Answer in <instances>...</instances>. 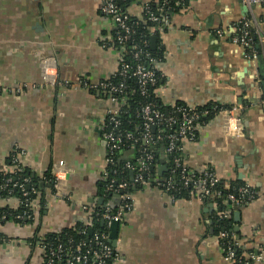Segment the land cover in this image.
I'll list each match as a JSON object with an SVG mask.
<instances>
[{
	"label": "crops",
	"instance_id": "crops-1",
	"mask_svg": "<svg viewBox=\"0 0 264 264\" xmlns=\"http://www.w3.org/2000/svg\"><path fill=\"white\" fill-rule=\"evenodd\" d=\"M151 1L137 0L126 13L142 18L143 5ZM189 3L159 37L165 48L163 100L240 107V134L228 135L221 118L210 119L195 141L185 142L184 161L214 168L228 190L252 187L256 199L232 225L244 250L262 254L264 5ZM102 8L103 0H0V173L18 150L23 166L39 177L63 162L70 181L66 197L55 196L45 185V203H38L33 223L11 219L0 224V234L8 240L0 243V264H43V252L33 243L37 226L43 234L69 228L87 217L83 206L102 202L107 155L102 123L106 111L118 105L98 92L79 86L62 91L43 79L45 68L50 78L73 83L113 78L118 53L105 40L115 27ZM243 17L251 20L253 59L233 42ZM134 203L119 224L114 246L119 257L111 264H226L213 222L223 210L236 211L228 200H174L158 188L142 187L135 189ZM18 206L16 198L0 199V207Z\"/></svg>",
	"mask_w": 264,
	"mask_h": 264
},
{
	"label": "built area",
	"instance_id": "built-area-1",
	"mask_svg": "<svg viewBox=\"0 0 264 264\" xmlns=\"http://www.w3.org/2000/svg\"><path fill=\"white\" fill-rule=\"evenodd\" d=\"M187 1L156 0V2L161 3L159 6L160 14L150 13L148 17V21L157 24L152 28V34H162L170 28L172 20L165 12H169L174 8H178L180 11L184 10L186 7L183 6ZM118 2L119 0H103L102 8L104 15L111 20L115 27L113 36L105 40V45L113 46L118 53L119 66L113 76V78L119 79L118 83H115L113 78L98 83H91L86 80L73 83L70 80L50 78L46 68L44 69L43 79L46 83L55 85L62 91L66 88L79 86L92 92H98L116 103L118 107L106 111L101 133L107 150L102 173L104 180L103 192L104 195H111L114 201L102 206V212L96 203L83 206V211L87 217L85 220L80 221L81 226L77 228L76 225L79 222H76L69 228H65L73 229L76 233L75 236H63L65 229L51 232V234L57 235L54 240H48L43 235L39 236L36 245L43 252V264H111L116 260L119 256L112 244L110 228L113 223L120 224L125 216L134 210L135 203L134 192H131L132 188L154 187L169 195L177 188H185L189 190L191 198L198 201H205L219 195L220 192H217L216 187L221 183V180L214 168L208 166L199 168L186 164L184 161V144L198 138L201 127L205 123V121H201V118L205 119L209 116L221 118L223 120V130L228 135H238L242 132V120L238 114L240 107L237 105L224 107L216 101H211L214 103L209 108L198 110V106L184 102L174 104L164 102L161 90L165 85L166 76L161 70L160 64L165 59V54L163 60H158L145 48L135 43L131 44L130 47L126 46L133 32V27L129 24L128 14L120 8ZM243 2L249 7L264 5V0H243ZM143 11H149L148 4L143 5ZM250 27L251 20L243 17L238 22L233 42L245 49V56L248 59H253L256 57V53L252 46L253 40ZM129 59L131 60L129 61ZM129 79L135 80L141 95L148 96V89L152 87L153 93L163 102V105L172 107L163 110L154 99L149 100L140 109L141 128L134 129V132L123 129L119 119L123 108L128 106L130 95L134 93L132 87L126 83ZM158 81H162V83L156 88ZM159 143L163 144L161 148H157ZM123 148L136 149L138 157L136 162L124 160V164L119 167L118 162L123 159L119 158L118 155ZM19 153L16 150L13 156L11 155L13 162L20 161ZM158 155L160 160L164 161L163 163L160 160L159 163H155ZM163 165L166 166V170L160 173ZM64 168L63 162H60L52 168L50 181H47L45 176H38L36 180L40 184H46V182L51 184L55 196L66 197L70 181L66 174L68 170ZM9 169L10 166L8 165L4 172L9 171ZM10 180L11 178L7 180V183ZM24 182L29 184L28 179H25ZM14 186L16 187L17 184ZM7 187V184H1L0 191H4ZM19 187L22 189L23 195L28 197L29 192L26 191L24 184H20ZM33 191L35 190L33 189ZM256 195L250 185H242L234 188L233 193H230L226 200L236 209H242L253 202ZM171 198L174 199L172 196ZM116 200L117 202H115ZM38 203V199H26V209L21 214L14 215V220L31 219L32 222L29 223H33L39 209ZM232 213V210H224L214 220L219 222L229 219ZM97 220L102 221L105 226L103 229L95 228ZM227 236L225 232L216 236L217 243L224 252L226 264H258L264 261L263 252L262 254L249 255L244 260H238L234 252V246L237 244L232 241L228 244L222 242Z\"/></svg>",
	"mask_w": 264,
	"mask_h": 264
},
{
	"label": "trees",
	"instance_id": "trees-1",
	"mask_svg": "<svg viewBox=\"0 0 264 264\" xmlns=\"http://www.w3.org/2000/svg\"><path fill=\"white\" fill-rule=\"evenodd\" d=\"M137 0H119L118 4L120 6V8H122L125 12L127 9L128 5H131L133 3H135ZM160 2H156V0H152L150 3H148L149 6V11H143L142 12V18H135V17H130L129 15V24L132 25L133 27V32L130 36L129 41L127 42L126 46L130 47L131 44L135 43L143 48H145L148 52H150L152 54V56L158 60H163L164 58V54H165V48L163 45H161L159 37L161 34L159 33H154L152 34V28H154L157 24L155 22H150L148 21V17L150 15V13H154L156 15L160 14V10H159V6H160ZM173 4V2H172ZM189 0L186 2V4L183 7H187L189 6ZM173 7V6H172ZM180 12V9L178 8H174L173 10L169 11V12H165L166 15L170 16V19L172 20L173 17ZM251 32H252V25L250 27ZM168 30V29H166ZM152 37H157V45L155 49H152ZM253 40V38H252ZM252 46L253 49L255 50V42L252 41ZM117 47V46H116ZM129 58V57H128ZM131 59H129L130 61ZM113 81L115 83L119 82V79L113 78ZM126 83L132 87V89L134 90V93L130 95V98L128 100V106L123 108V112L120 116V121L122 123V128L125 129L128 132H134V129H138L141 128V123H142V119L139 116L140 113V109L141 107L146 104L149 100L154 99L163 110H166V108L171 109V106H164L163 102H161L159 100V98H157L155 96V94L153 93V88L149 87L148 92L149 95L148 96H143L139 93L138 91V86L135 83V80L133 79H129L126 81ZM162 83V81H158L156 88L158 86H160ZM157 98V99H155ZM183 103V102H181ZM214 103V102H209L207 105L205 106H198V110H203L206 108H209V106ZM227 107V106H224ZM230 107V106H229ZM213 119V116H209L205 119L201 118V121H205L207 122L208 120ZM163 146L162 143L157 144V148H161ZM14 152L11 154L13 156ZM16 154V153H15ZM9 156L7 163L10 166L9 171H2L0 173V185L1 184H7L8 187L4 190V191H0V195H1V199L2 200H7L11 197L16 198L19 202V206L16 209H12L10 207H0V224L5 223L8 220H11L13 218L14 215H18L21 214L25 209H26V199L29 200H36L39 199V203L42 206L45 203V189H41L40 188V182L36 180V178H38V176L34 173H32V171H30L27 167L23 166V164L20 161H16L13 162L12 156ZM118 157L121 159H123L122 161L120 160V162H118V166L121 167L124 164V160H131L133 162H136V159L138 157V153L136 149H129V148H123L121 152H119ZM119 160V159H117ZM160 160V156H156V160L155 163H159ZM20 169H22V171H20ZM164 175L166 176V174L164 173ZM128 176H129V172H128ZM46 180L50 181L51 179V174L46 173L45 174ZM11 178L10 182L7 183V180ZM25 179L29 180V184H26L24 181ZM17 184V186L15 187L14 185ZM20 184H24V187L26 189L27 192H29L28 197H25L23 195V191L22 189L19 187ZM52 194H54V189L52 187L51 184H49L48 182H46V184ZM242 186V185H241ZM239 187V186H234L231 189H226L222 183H220L217 187L216 190L217 192H220L219 195L213 197V198H209L207 200H205V202L211 201V200H216L220 203H222V201L227 199V196L230 193H233V189ZM33 189L36 191H33ZM104 189V180L103 183L101 185V189H100V195L102 198V205H99L100 203H96L97 206H99V208H101V212H102V206L106 205L107 203L113 202L114 198L111 195H104L103 192ZM131 192H135V189L132 188ZM174 199H179V200H187L190 199L191 196L189 194V190L185 189V188H177L176 191L171 192L170 194ZM224 211V210H223ZM4 216V217H3ZM215 219V217H214ZM21 224H26L29 223L30 221L32 222L31 219L28 220H15ZM81 222L77 223V228L81 226ZM233 217H229V219H224L221 221H215L213 222V226H214V233L215 235H218L219 233L225 232L227 233V238L223 239V243L224 244H228V242L232 241L233 243H236L237 245L234 246V252H235V257L238 260H244L246 259V257L249 255H252L255 251L254 250H244L242 248V246L239 243V239L237 238V234L234 231L233 228ZM105 226L102 223L101 220H97L96 221V225L95 228L98 229H103ZM45 236L47 237L48 240H54L57 235L55 234H43L41 233V228L39 226H37L34 237H33V243L37 244L38 238L39 236ZM68 235H72L75 236L76 233L73 229H65L63 236H68ZM5 241H8L6 237H3L0 234V243H3ZM253 264V263H250Z\"/></svg>",
	"mask_w": 264,
	"mask_h": 264
},
{
	"label": "water",
	"instance_id": "water-1",
	"mask_svg": "<svg viewBox=\"0 0 264 264\" xmlns=\"http://www.w3.org/2000/svg\"><path fill=\"white\" fill-rule=\"evenodd\" d=\"M246 14V12L244 13V15ZM156 44H157V37H152V49L156 48ZM261 59V58H260ZM161 163H163L164 161L161 159L160 160ZM166 170V166L163 165L160 169V173H163ZM45 187L44 183L40 184V188L43 189ZM241 219V208H237L235 212H233V220L236 224H238L240 222ZM118 227H119V223H113L110 230H111V240H112V244L113 246L116 245V240H117V236H118Z\"/></svg>",
	"mask_w": 264,
	"mask_h": 264
}]
</instances>
